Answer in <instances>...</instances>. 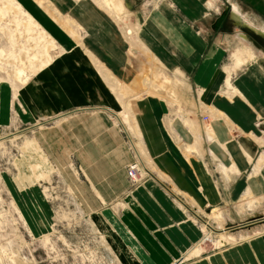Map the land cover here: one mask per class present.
I'll list each match as a JSON object with an SVG mask.
<instances>
[{
    "label": "rangeland",
    "instance_id": "obj_1",
    "mask_svg": "<svg viewBox=\"0 0 264 264\" xmlns=\"http://www.w3.org/2000/svg\"><path fill=\"white\" fill-rule=\"evenodd\" d=\"M103 1L14 0V5L21 7L9 11L6 6L10 1L0 0V264H146L145 258H150L147 264H155L140 239L128 229L127 219L132 215L138 219L137 207L147 205L137 194L151 195L161 190L171 205L167 201L162 210L143 208L150 224L157 225L143 230L157 245L163 243L172 251H166V264H237L241 260L247 264L246 254L251 259L253 252L259 257L253 260L264 264V200L260 197L264 194H257L249 184L264 152V140L258 143L253 137L258 153L250 160L239 145L246 133L227 117L226 125L233 127L229 132L234 147L217 144L220 159L215 161L210 151L213 142L205 137L201 144L196 128L194 136L192 133L196 125L189 120V104L194 105L196 96L191 89L194 74L173 69L172 61L165 63V52L155 51L145 41L149 20L160 16L159 12L172 14L173 10L188 23L196 21H192L193 16L204 19L192 27L198 33L211 37L224 32L230 6L226 0H121L124 10H120L118 0ZM240 1L242 6L238 0H229L230 13L258 33L264 32V0ZM88 17L92 22L85 19ZM31 20L37 25L31 24L29 31ZM234 34L237 40L228 44L225 60L232 64V72L264 56V50L249 37L255 35L240 28ZM52 40L56 48L47 54L42 46ZM73 51L97 56L91 58L85 53L123 106L119 104L116 119L108 120L109 133L112 125L120 129L122 142L134 152L125 175L118 174L122 178L118 179L120 186L92 185L86 173L93 172L92 177L99 180V171L82 168L79 152H98L100 148L101 138L94 137L99 132L98 123L93 122L95 116L92 120H61L68 115L36 120L27 116L23 107L22 87L57 57ZM49 56L53 59L46 63ZM149 106L155 108L156 120L148 119ZM205 110L209 119L200 125L204 134L214 120ZM202 119L205 121L204 116ZM254 126L264 135V116H257ZM149 128L157 131L156 140L161 142L162 131L180 154L182 176L164 173V163L148 147ZM236 149L247 168L235 161L231 152ZM138 163L141 179L132 181L128 169ZM218 163H224L226 170L219 171ZM211 174L219 185L214 187L219 200L201 202L196 194L215 193L209 188ZM257 175L262 176L260 172ZM109 197L114 201L106 199ZM153 205L158 207L156 202ZM223 234L229 240L222 243Z\"/></svg>",
    "mask_w": 264,
    "mask_h": 264
},
{
    "label": "crops",
    "instance_id": "obj_2",
    "mask_svg": "<svg viewBox=\"0 0 264 264\" xmlns=\"http://www.w3.org/2000/svg\"><path fill=\"white\" fill-rule=\"evenodd\" d=\"M200 1L204 0H194V3H201ZM238 2L242 3L240 0ZM226 3L231 7L229 0H226ZM181 6L183 4H180L181 10H183ZM230 7V20L225 26L226 30L224 32L221 30L217 32L218 34H213L211 37L198 33L192 28L195 25H199L204 19L198 20L197 16H189L192 18V21H196L188 23L179 17V15L176 16L174 10H169L172 14H169L170 12H159L160 16L156 15L154 20H149V27L147 26L149 30L147 34L149 36L147 35L148 37L145 41H147L148 45L154 47L157 52L162 49L168 56L167 58L164 56L165 63L169 64L172 61L175 65L171 66L173 69H178L179 71L183 69L186 75L194 74V84L189 82L196 96L194 98V105L189 104L190 115L192 116L189 120L196 125L192 128V133L194 136L193 129L196 128L197 138L200 140L201 137V144L204 143L205 137L209 142H213L212 149H210L213 159L217 161L220 159L216 150L217 144L219 146L223 144L234 147V141H231L232 135L229 132L233 127L226 125V118L229 117L237 125V128L246 133L247 137H243L239 145H242V151L244 152L245 150L249 154V159L252 160L258 153V149L252 141L253 137L258 143L264 140V135L256 130L254 126L257 116H264V56L256 57L248 64L237 68L234 72L229 69L232 64L225 62L229 55L230 48L228 44L237 40L234 33L240 28L237 20L231 16ZM170 15H172V18L169 17ZM85 19L92 22L91 17ZM189 29L190 32L186 31ZM185 31L191 37L186 36L184 34ZM106 41L108 42V39ZM155 41H158L161 46ZM105 47L108 48L107 45ZM110 47L113 48V46ZM85 53L73 51L69 52L66 56L57 57V59L52 61L51 65L38 73L27 85L22 87L20 92L21 101L23 107L26 109L27 116L36 117V120L56 115H68L64 119L60 118L67 121L81 117L92 120V116H95L93 122L95 125L98 123L99 132L94 137L96 139L101 138L99 143L100 148H98V152L90 153L86 149L79 152L82 155L80 158L83 165L82 168L86 171H99V180H95L92 177L93 172L86 173L92 185L120 186L119 183L121 182H118V179L122 178L118 174L125 175L124 169L133 161V151L122 142L123 135L120 133V129L118 131L112 125V131L109 133L108 120L112 119V117L116 119V113H120L122 105L115 93L108 90L107 83L101 74H99V71L95 69L96 67H92V64H90L89 59L94 63L91 58L96 55H93V52L88 53L91 56L88 59ZM229 76L231 85L228 84ZM192 101L189 100L188 103H192ZM150 108L149 106L148 112H146L147 117L149 120H156L155 108ZM204 108L214 117L212 127L207 129L205 127V130H207L205 134L200 125L207 122L203 121L202 117L207 116L209 119V114H204ZM121 125L123 126L122 123ZM151 129L149 128L146 133L151 154L157 155L158 159L164 163L165 167L163 171L165 174L169 172L176 177L182 176L180 168L183 160L182 157L171 147L166 135L162 131L161 133L163 134L158 132L164 139L161 142L156 140L157 131H150ZM254 132H257V136L254 135ZM111 135L114 138L112 144L109 142L110 138L113 139ZM73 137L75 136L73 135ZM201 146L203 147V145ZM70 152L72 151L69 150ZM236 152H231L235 161L239 162L242 168H247L241 152L239 153L238 149H236ZM96 153H98L97 156ZM75 154L78 155L77 153ZM262 155H264V152ZM260 157L254 167V170L257 172L254 171V174L251 175L249 184L257 194H264V158L260 161ZM165 164L169 165V167ZM224 165V163H218V170L221 172L222 170H226ZM259 172L263 177L257 175ZM210 177L212 179L208 178V181H210L209 188L215 193L208 196L196 194L197 199L201 202L204 200L212 202L219 200V192L217 193L214 190V187H219V185L213 179L212 174ZM123 182H127V180L123 179ZM123 182L122 185L124 184ZM161 191H154L151 195L137 194L136 197H139L140 202H145L147 205L143 204L144 206L140 205L139 207L132 205L134 209L138 208L137 212L134 210L138 219H135L133 215L127 219L128 229H131V232L140 239V245H143V248L150 252L153 260L156 262L155 264H166V251H172L163 243L159 244L160 246L157 245V242L151 240L147 231L143 230L155 229L157 226L156 224L154 226L150 224L147 213H145L143 208L149 210L153 207V209L162 210L164 209L163 202L168 201L170 204V199L166 197V193ZM260 197L264 200V195ZM106 199L114 201V198L111 197ZM185 200L189 201L191 199L185 198ZM154 202L158 204V207H154ZM252 255V258L249 259L246 254L247 264H258L256 262V260H259L257 253L253 252ZM254 258L256 260H253ZM145 259H147L148 263L150 258ZM260 262L261 260L259 264ZM237 264H246V262L241 260Z\"/></svg>",
    "mask_w": 264,
    "mask_h": 264
},
{
    "label": "bare ground",
    "instance_id": "obj_3",
    "mask_svg": "<svg viewBox=\"0 0 264 264\" xmlns=\"http://www.w3.org/2000/svg\"><path fill=\"white\" fill-rule=\"evenodd\" d=\"M10 2H8V5L6 6V9L7 10H9V11H12V10H17L18 8H20L21 6L18 4L17 5V7L14 5V0H9ZM103 1V0H102ZM106 2H107V0H105ZM111 1V0H110ZM119 2H117L116 4H117V7L120 9V10H124V8H123V6H121V4L120 3H123V2H121V0H118ZM27 2V1H26ZM103 3H104V1H103ZM108 3V2H107ZM32 6V5H31ZM107 7V6H106ZM112 8V7H111ZM109 10H110V8H109ZM39 13V12H38ZM17 14V13H16ZM42 14V13H41ZM38 15V14H37ZM115 16V15H114ZM116 17V16H115ZM233 17L234 18H236V20H237V22H242V23H244V20H242L241 18H239L238 16H237V14H234L233 13ZM41 19V18H40ZM119 19V18H118ZM31 24H34V25H37L35 22L33 23L32 22V20L30 21V23H29V27H28V30L30 31L31 30ZM18 25V24H17ZM25 27V26H24ZM127 27V26H126ZM69 28V27H68ZM259 30V29H258ZM260 31V33L261 34H264V32H263V30H259ZM25 32V31H24ZM45 32H47V31H45ZM238 33H240V32H238ZM237 33V34H238ZM48 34V33H47ZM51 46H50V45ZM56 45H55V43H54V41L52 40V41H49L48 43H47V45H43L42 46V48L44 49V51H45V53H49L50 51H51V48H54ZM56 48V47H55ZM52 55V54H51ZM250 58H253V56H252V54L250 53ZM50 58H48L47 60H46V63H50L51 61H52V59H53V57L52 56H49ZM46 66H47V64H46ZM42 68H44V65L42 66ZM101 71V70H100ZM155 72L157 71V70H154ZM105 76V75H104ZM154 76V75H153ZM156 76V75H155ZM157 77V76H156ZM163 77H164V75H163ZM149 78V77H148ZM156 79V78H155ZM164 78H162V80H163ZM170 79V78H169ZM228 79H229V77H228ZM107 80H109L108 78H107ZM146 80V79H145ZM169 81V80H168ZM110 83V82H109ZM112 83V82H111ZM110 83V84H111ZM118 83H119V81H118ZM156 83V82H155ZM117 84V83H116ZM113 85H115V84H113ZM113 85H111V86H113ZM122 85V84H121ZM120 85V86H121ZM152 85H154V83L152 82ZM156 86V85H155ZM118 87H119V85H118ZM127 86H125V88H126ZM114 88V87H113ZM156 88V87H155ZM124 90H122V92H123ZM170 93H172V92H170ZM130 126H131V128L132 129H134V125L133 124H130ZM137 165V168H138V174H136L137 176H136V180H140L141 179V174H142V169H141V167H140V163H138V164H136ZM131 166V165H130ZM222 222V221H221ZM225 235H227V233L225 234ZM224 234H223V236L221 237L222 239H221V242L223 243V242H225L226 241V239L228 238L227 236H225ZM227 240H229V239H227Z\"/></svg>",
    "mask_w": 264,
    "mask_h": 264
},
{
    "label": "water",
    "instance_id": "obj_4",
    "mask_svg": "<svg viewBox=\"0 0 264 264\" xmlns=\"http://www.w3.org/2000/svg\"><path fill=\"white\" fill-rule=\"evenodd\" d=\"M231 16H233L232 13H231ZM237 23H238V26H239L241 29H243V30H245V31H247V32L252 33V34L255 35L256 37H261V38L264 39V34L258 33L257 31L251 29L250 27H248V25H247L246 23H242V22H237Z\"/></svg>",
    "mask_w": 264,
    "mask_h": 264
},
{
    "label": "built area",
    "instance_id": "obj_5",
    "mask_svg": "<svg viewBox=\"0 0 264 264\" xmlns=\"http://www.w3.org/2000/svg\"><path fill=\"white\" fill-rule=\"evenodd\" d=\"M204 120H208V117L205 116L204 117ZM128 174H129V177L131 178L132 181H137L136 180V174H138V168H137V165L134 164V165H131L128 169Z\"/></svg>",
    "mask_w": 264,
    "mask_h": 264
},
{
    "label": "flooded vegetation",
    "instance_id": "obj_6",
    "mask_svg": "<svg viewBox=\"0 0 264 264\" xmlns=\"http://www.w3.org/2000/svg\"><path fill=\"white\" fill-rule=\"evenodd\" d=\"M249 37H251V39H252L251 41L253 42L254 45H256V47L264 50V39L263 38L255 37V36H249Z\"/></svg>",
    "mask_w": 264,
    "mask_h": 264
}]
</instances>
